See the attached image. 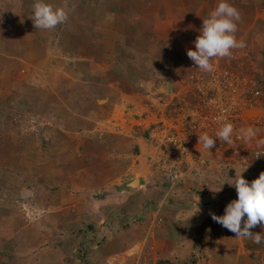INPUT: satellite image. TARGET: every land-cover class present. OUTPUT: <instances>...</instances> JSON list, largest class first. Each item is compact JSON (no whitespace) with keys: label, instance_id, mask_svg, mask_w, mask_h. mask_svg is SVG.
I'll use <instances>...</instances> for the list:
<instances>
[{"label":"rangeland","instance_id":"rangeland-1","mask_svg":"<svg viewBox=\"0 0 264 264\" xmlns=\"http://www.w3.org/2000/svg\"><path fill=\"white\" fill-rule=\"evenodd\" d=\"M166 1L168 5L154 0L146 3L149 11L164 14L167 21L156 24L153 30L156 33H152L153 58L149 59L147 67L151 73L147 76L153 82L137 88L136 84L116 81L123 72L119 65L129 60L119 58L117 53L121 47L114 46L117 45L114 34L123 27L114 18L120 6L112 0H44L68 12L66 22L51 30L35 29L36 0H0V264H68V236L76 234L81 237H78L77 257L84 264H159L162 261L165 238H150L152 231L142 235L141 229L133 226L132 237L119 234L112 241L99 244H91L87 236L97 233L100 215L104 217V212L116 213L115 208H121L122 197L118 193L121 183L131 177L140 179L144 172L147 175L150 172L144 168L143 172L131 170L133 159L122 168L117 158L120 156H113L117 146L113 136L123 135L118 134L121 131L140 132L146 125L148 129L140 133L157 146L148 131L163 112L159 107L161 97L165 96L168 101L173 97L190 100L195 89L191 79L198 72L189 81L176 84L168 80L169 83H159L162 79L152 77L158 71L166 78L182 71L177 59L158 55L154 59V50L159 46L157 39L166 40L167 47L175 46L179 51L191 44L188 40L179 43L182 35L172 28L178 7L175 0L174 3ZM182 19L186 21L187 16L184 14ZM141 71L144 70L140 67L131 69L134 76L140 77L144 73ZM130 96L139 104H149L151 114L129 116L135 107ZM120 144L124 149L128 146L126 141ZM158 152L157 147L153 154ZM114 159L118 162L113 163ZM119 167L122 172H117L127 174L118 175L115 170ZM110 172L117 175H104ZM248 181L253 180L248 178ZM236 198L217 195L215 201L223 205L226 199L231 202ZM69 208L75 224L68 229L66 222V228L61 229L64 242L55 250L50 243L43 242L38 230H46L49 236L53 222L47 220L48 225H43L44 215L58 222L68 219ZM135 214L139 216L140 211L136 210ZM139 222L138 217L135 223L139 226ZM174 228L178 231L176 236L186 234ZM219 233L223 242L207 236L205 242L199 240L200 245L189 257L180 256L168 262L264 264L263 259L250 254L248 246L236 239L234 233L226 228L219 229ZM63 247V251L59 250ZM112 255L114 258L109 257ZM8 256L12 260H7Z\"/></svg>","mask_w":264,"mask_h":264},{"label":"crops","instance_id":"crops-1","mask_svg":"<svg viewBox=\"0 0 264 264\" xmlns=\"http://www.w3.org/2000/svg\"><path fill=\"white\" fill-rule=\"evenodd\" d=\"M112 1L114 4L120 6V10L114 13V18L119 20L120 27H123L114 34L117 39V45L114 44V46L121 47V51L118 50L119 54L116 51L115 52L119 58H127L129 60L128 63H122L119 65L121 69H123V72H120V75L118 76L119 78H116V81L119 84H136V87L140 88L144 83L153 82L151 79H148L149 76H147L151 73L149 67H147L150 64L149 59L151 60L153 58V54L151 53V47L153 45L151 41L153 36L152 33H156L153 32L156 24H159L160 22L166 24L167 20L163 17L164 14L159 15V13H153L148 10L146 3L149 1L150 4L152 0ZM154 1L168 5L166 0ZM171 1L174 3V0H169V3ZM175 2L178 7L176 8L177 17L172 28L176 29L178 33L180 31V34L182 35L178 38V40H181L179 43L188 40L191 44L189 43L190 47L188 45V48H185L184 51H179L175 46L171 48L167 47L168 42L166 40L163 41L157 39V41H159V46L154 50V59L158 56L165 59H177L176 61H180L178 64H181L180 69L182 70L179 75H173L172 77L167 75V78L166 75H160L159 71L156 72V75L152 77L162 79L159 83H169L166 80L175 84L184 82L186 79L189 81L194 74L201 72V70L196 68L194 62L187 56V50H195L194 41L199 35V29L202 27L203 19L207 18L208 14L217 7L220 0H175ZM228 2L240 13V20L237 22L238 30L235 33V36L238 41H243L245 43L244 48L232 49V52L249 51L254 63L247 65L246 70L250 74L257 76L264 81V0H228ZM184 9L187 11L184 12ZM184 14L187 16L186 21L182 19ZM182 44H184V42ZM178 46L179 48L182 47V45ZM133 59L135 63L133 62ZM212 62H217L220 66H227L230 64V59L229 57H217L214 58ZM160 66V68H163L162 65ZM134 67H140L144 70L141 72L144 73L140 74V77L137 75L134 76L131 72V69ZM177 72L180 71L178 70ZM160 73H162V71H160ZM136 97L140 98L139 96ZM164 97L161 98L168 101V99H165ZM130 98H133L132 106L135 107L130 110L131 112L129 113V116L140 117L144 112H150L149 115L151 114L149 104H139L141 102L137 101L136 98L132 96H130ZM159 107H161V102H159ZM261 113L262 112H257L259 115H261ZM123 115H125L124 111ZM137 122H135V124ZM152 123L149 122V124ZM144 126L143 129H139L140 132L144 129H148V126ZM140 132L126 133L121 131L118 132V134L123 135L113 136L117 145L115 147L116 152L112 151L113 156L117 157L118 155L120 157H117L119 162L117 159H114L112 162H118L123 168V166L129 163L130 159H133L131 170L135 168L138 172H143L144 168L146 171H150L149 174L151 177L144 172L145 175L139 179V186L134 189L126 190L125 187L135 180L134 177L121 183L118 191V193H120L119 196L122 197L119 201L121 208H115L116 213L104 212V217L100 215L98 218L100 222L97 226V233H92V236H87L88 241L92 240L91 244H99L108 240L112 241L113 238L118 237L119 234H121V236L132 237L134 234L133 226H137L141 229L139 232L142 235H145L147 231H152L150 238H165L166 242L164 241V243L166 251L161 253L162 256L160 260L162 261H169L176 257L180 258V256L185 258L189 257L194 248H197L200 245L199 240H204L205 242V237L207 236H215L218 241L223 242L219 229L224 227L213 221L209 213H215L217 216L223 215L224 209L229 201L226 199L223 205H218V201H215V197L217 195L226 197L230 195L237 196L235 188L227 184V182H230V177H234L243 172L242 176L247 181L248 178H250V180H255L258 177L250 175L248 172L249 170L244 171L239 165L230 168L229 173L221 172V167L224 165V161L218 159L214 162L212 169L210 168L208 171H203L199 175L192 177L185 184L179 185L176 188H171V186L167 187L166 185L170 184L165 181L161 176V173L158 172V169L153 167V161L159 156V152L157 155L153 154L154 150L157 148L148 141L145 134H141ZM260 133L261 132L258 131L257 136ZM121 136H125V138ZM121 141L127 142L128 146L126 149L122 147L123 145L120 146ZM108 150H110L109 147ZM120 169L121 168L119 167L115 172L120 171ZM115 172H110L104 175H111V173L113 176L117 175V173L119 175L122 171ZM126 174V172L124 174L120 173L121 176ZM94 179L98 180L96 177ZM152 179H154V181H151ZM152 183L155 184V186L152 185ZM221 187L222 190L215 193L219 191ZM228 190L231 191V193L227 192ZM201 191L207 192V194H203ZM159 198L160 200H158ZM198 204L200 209L199 212ZM136 210L137 212L140 211L139 216H136ZM98 214L101 213L99 212ZM73 216V211H71L70 208L68 209V219L65 217L58 222L50 215L45 214L43 225H48L47 220H49V222L52 221L53 224L52 232L49 236L48 233H46V230H38V234L42 236V240L44 239L43 242H45V244L50 243L55 250L56 248L62 247V245L59 244L64 242L61 235V229L66 228L67 221L68 229L70 227L73 228L72 223L75 222ZM138 217L140 218L139 226L135 223V220L138 219ZM182 217H186V219L181 221ZM55 222H57V224ZM174 227L179 228L182 231V234H186L176 236L178 231L176 232ZM250 231L253 233H264V227L258 224ZM72 232L74 233V230ZM99 232H101V235ZM153 233H155L154 237ZM78 237L81 239L78 234L68 236V264H84V262L77 257L79 250L78 247H80L78 246L80 243ZM238 240H241L248 246V251L250 254H253L254 258L261 261L262 259L264 260V243L257 245L253 243L251 239L240 238ZM133 242H135V239ZM238 243L243 245L241 242ZM72 244L75 245L73 246ZM63 249H65V247L59 250L63 251ZM87 249L90 250L91 247H87ZM114 256L115 255L109 257L114 258Z\"/></svg>","mask_w":264,"mask_h":264},{"label":"built area","instance_id":"built-area-1","mask_svg":"<svg viewBox=\"0 0 264 264\" xmlns=\"http://www.w3.org/2000/svg\"><path fill=\"white\" fill-rule=\"evenodd\" d=\"M229 59L227 66L212 62L213 71H201L191 79L195 89L190 100L161 101V117L148 133L159 151L153 167L171 188L209 170L218 157L224 161L221 172L229 173L237 165L256 177L264 172V81L246 70L254 63L249 51H234ZM224 121L233 125V143L217 140L210 152L198 144L202 133L215 138ZM247 127L262 134L245 142L239 131Z\"/></svg>","mask_w":264,"mask_h":264},{"label":"clouds","instance_id":"clouds-1","mask_svg":"<svg viewBox=\"0 0 264 264\" xmlns=\"http://www.w3.org/2000/svg\"><path fill=\"white\" fill-rule=\"evenodd\" d=\"M67 19L68 12L63 7L54 8L44 0H36L33 5L35 29L51 30L65 23ZM239 20V11L228 0H220L217 7L203 19L199 35L194 41L195 50H187V56L194 62L196 68L211 72L214 69L212 63L214 58L231 57L232 49L245 47V43L238 41L235 36ZM233 131V125L224 121L216 131L215 138L207 132L202 133L198 136V144L202 143L204 149L210 152L217 140L226 144L233 143ZM258 131L252 127L242 128L239 135L245 142H249L257 136ZM243 173L230 177V182H227L229 186L235 188L237 198L226 205L224 214L220 216L211 212L209 214L213 221L234 233L236 239H251L253 243L259 245L264 243V233H253L250 230L258 224L264 227V172L251 182L243 178ZM222 187L215 193L220 192Z\"/></svg>","mask_w":264,"mask_h":264},{"label":"water","instance_id":"water-1","mask_svg":"<svg viewBox=\"0 0 264 264\" xmlns=\"http://www.w3.org/2000/svg\"><path fill=\"white\" fill-rule=\"evenodd\" d=\"M139 182H140V180L138 178H135V180L132 183H130V184L125 186L126 190L134 189V188L138 187L139 186Z\"/></svg>","mask_w":264,"mask_h":264},{"label":"trees","instance_id":"trees-1","mask_svg":"<svg viewBox=\"0 0 264 264\" xmlns=\"http://www.w3.org/2000/svg\"><path fill=\"white\" fill-rule=\"evenodd\" d=\"M166 186L170 187V185H166ZM59 244L62 245L61 243H59ZM7 260H12V258L10 256H8ZM6 264H8V263L6 262ZM159 264H172V263H170L168 261H163V262L161 261ZM193 264H196V263H193Z\"/></svg>","mask_w":264,"mask_h":264}]
</instances>
